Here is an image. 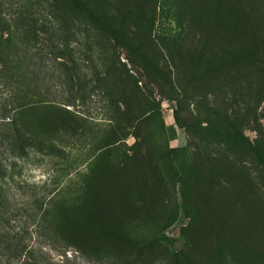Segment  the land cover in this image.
<instances>
[{
    "label": "rangeland",
    "instance_id": "obj_1",
    "mask_svg": "<svg viewBox=\"0 0 264 264\" xmlns=\"http://www.w3.org/2000/svg\"><path fill=\"white\" fill-rule=\"evenodd\" d=\"M48 1L0 0V15L11 21ZM85 1L107 10L163 75L116 46L145 98L119 106V124L105 120L102 95L66 107L81 123L53 110L62 128L84 135L62 143L50 126L52 148L5 164L1 184L18 214L9 229L56 261L64 257L46 235L63 232L74 246L132 264H174L179 253L196 264H264V165L214 133L239 129L264 150V0ZM9 91L0 76V136ZM34 108L25 120L40 117ZM6 255L0 247V264H10Z\"/></svg>",
    "mask_w": 264,
    "mask_h": 264
},
{
    "label": "trees",
    "instance_id": "obj_2",
    "mask_svg": "<svg viewBox=\"0 0 264 264\" xmlns=\"http://www.w3.org/2000/svg\"><path fill=\"white\" fill-rule=\"evenodd\" d=\"M108 15L107 10L102 12L101 7L85 0L40 3L34 10L21 9L11 21L0 15V76L10 90L0 136V247L5 249L10 264L15 260L20 264H83L82 261L88 264L133 263L128 257L112 251L96 254L74 246L72 237L63 232L46 235L50 251L64 257L62 261H56L43 244L30 246L29 234L13 233L8 227L18 214L10 205L1 184L7 162L25 158L29 151L36 148L41 151V147L52 148L50 126L57 127L62 143L79 142L84 135L62 128V124L55 122L53 110L58 112L60 121L72 117L81 123L85 117L79 114L80 111L72 112L66 107L78 108L79 101L85 104L89 97L102 95L104 106L109 108L105 120L119 124L123 120L122 115H126V110L121 112L119 106L127 108L145 98L139 81L121 63L116 46L136 55L145 71L152 70L163 75L160 65L150 60ZM83 27L88 36L82 43ZM78 43L86 44L87 49L77 50L74 45ZM63 60H68L72 66H67ZM53 83L59 88L55 90ZM57 100L62 102L57 104ZM29 106L39 109V118L25 120ZM222 117L232 125L227 114ZM214 133L233 146L245 148L264 165V150L239 129L234 128V132H230L217 127ZM72 249L77 255L74 259L68 256ZM155 261L156 258L150 256L140 264H155ZM174 264L196 263L179 253Z\"/></svg>",
    "mask_w": 264,
    "mask_h": 264
}]
</instances>
